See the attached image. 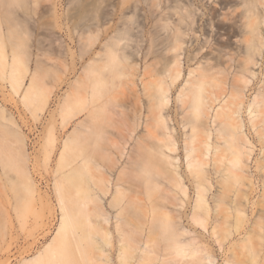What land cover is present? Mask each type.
Instances as JSON below:
<instances>
[{"label":"bare ground","instance_id":"obj_1","mask_svg":"<svg viewBox=\"0 0 264 264\" xmlns=\"http://www.w3.org/2000/svg\"><path fill=\"white\" fill-rule=\"evenodd\" d=\"M164 12L150 39L97 50L87 38L52 111L51 82L73 65L45 48L39 93L8 62L12 92L49 117L32 155L0 103L6 261L264 264V0H170Z\"/></svg>","mask_w":264,"mask_h":264},{"label":"rangeland","instance_id":"obj_2","mask_svg":"<svg viewBox=\"0 0 264 264\" xmlns=\"http://www.w3.org/2000/svg\"><path fill=\"white\" fill-rule=\"evenodd\" d=\"M169 5L170 0H0V63L5 58L7 63L0 65V103L20 125L21 132L28 136V152L38 154V140L43 142L48 130L49 112L45 114L37 107L36 117L33 116L21 100V90L18 94L12 92L8 62L17 57L21 72L26 74L27 85L35 74L34 84L39 93L42 92L41 59L45 48L56 52L58 59L67 67L73 65V70L62 72L59 79L51 82L54 95L48 111L55 110L60 100L62 103L68 85L81 70L78 68L84 60L82 50H85L87 38H97V50L111 39H119L120 42L128 38L150 39L157 31L156 21L164 18ZM209 7L214 8L212 5ZM247 113L243 115L248 118ZM72 128L71 125L61 130V142ZM255 148L257 156L260 148L258 145ZM58 157L59 154L52 158V164ZM35 178L38 180V175L35 174ZM41 186L45 189L44 183ZM9 216L0 210V248L7 238ZM25 216L30 220L31 211H27ZM16 223L19 229V222ZM52 228L48 233L51 237L56 231ZM13 257L6 261L0 255V264H18L19 259Z\"/></svg>","mask_w":264,"mask_h":264}]
</instances>
